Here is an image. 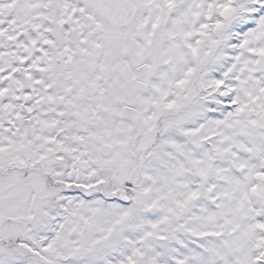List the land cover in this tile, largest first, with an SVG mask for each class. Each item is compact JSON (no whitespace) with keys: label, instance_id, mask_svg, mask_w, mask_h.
Segmentation results:
<instances>
[{"label":"snow or ice","instance_id":"6c2138e0","mask_svg":"<svg viewBox=\"0 0 264 264\" xmlns=\"http://www.w3.org/2000/svg\"><path fill=\"white\" fill-rule=\"evenodd\" d=\"M0 264H264V0H0Z\"/></svg>","mask_w":264,"mask_h":264}]
</instances>
